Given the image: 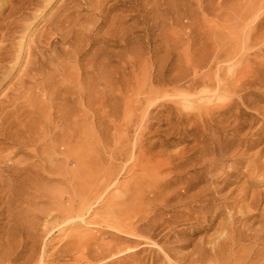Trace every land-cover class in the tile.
I'll return each mask as SVG.
<instances>
[{"label": "rangeland", "instance_id": "1", "mask_svg": "<svg viewBox=\"0 0 264 264\" xmlns=\"http://www.w3.org/2000/svg\"><path fill=\"white\" fill-rule=\"evenodd\" d=\"M3 113L0 264H264V0H0Z\"/></svg>", "mask_w": 264, "mask_h": 264}, {"label": "bare ground", "instance_id": "2", "mask_svg": "<svg viewBox=\"0 0 264 264\" xmlns=\"http://www.w3.org/2000/svg\"><path fill=\"white\" fill-rule=\"evenodd\" d=\"M8 117L5 116V113H3V115H0V158L2 157V159H3V157H4L2 155V153L4 151H6V147L3 146V145H5L7 143H13V144H15L17 146L16 150L13 151L12 153H16V152H20V153L21 152L22 153L25 152V153H27L28 152L29 155L34 156L36 158L37 157L40 158L41 157V153L40 152L42 150L41 144L39 142L33 140L35 138L32 139L31 138V135H28L29 133H26V135L25 134L24 135H19L17 130H16V132H12L13 130L11 131V128H12L11 126H12V123L13 122H12V119L10 117L9 118H10L11 121H9ZM14 117H15V115H14ZM16 117H17V115H16ZM14 120L16 121L15 118H14ZM15 121H14V123H15ZM10 122H12V123H10ZM26 131H27V129H26ZM33 136H34V133H33ZM31 146H33V148L30 149L31 151L30 152L29 151H26L27 148H29ZM2 159H0V161L2 163H5L4 160H2ZM1 164H0V166H1ZM31 165L32 164H30V165L29 164H26L25 166H19V165L13 166V165H7V164H5V169H7L8 171H10L11 174L9 175V179H8L9 181H5V180H3L5 178L2 177V176H4V175H2L3 171H2V173L0 172V192L2 193V195L0 196V202L5 197V194L6 193H8V195L9 196H12L13 198H14V196H17L18 198H21V196H19V195H20V190L23 189V188L20 189L21 188V185H23V183H20L19 184V182L22 181V180L19 179V177L22 175L23 172H25L27 170L30 171V169H32ZM4 182H7L8 183V187L10 186L11 188H8V189L5 188V186H3V183ZM24 183H27V182H24ZM22 187H26V186H22ZM17 189H20V190L17 191ZM9 192H12V194L10 195ZM23 195H22V197H23ZM17 197H16V199H17ZM27 199H28V197L25 196L24 197V201L26 202V204H25V206L23 205L21 207L23 212H24L25 209H26V211L29 209V207H27L28 206V200Z\"/></svg>", "mask_w": 264, "mask_h": 264}]
</instances>
